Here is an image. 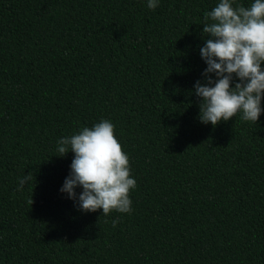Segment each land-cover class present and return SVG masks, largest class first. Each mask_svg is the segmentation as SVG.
<instances>
[{
  "label": "trees",
  "instance_id": "16d2710c",
  "mask_svg": "<svg viewBox=\"0 0 264 264\" xmlns=\"http://www.w3.org/2000/svg\"><path fill=\"white\" fill-rule=\"evenodd\" d=\"M147 3L0 0V264H264V111L203 124L193 87L219 0ZM101 120L136 180L129 213L59 191L58 140Z\"/></svg>",
  "mask_w": 264,
  "mask_h": 264
},
{
  "label": "clouds",
  "instance_id": "9594fccd",
  "mask_svg": "<svg viewBox=\"0 0 264 264\" xmlns=\"http://www.w3.org/2000/svg\"><path fill=\"white\" fill-rule=\"evenodd\" d=\"M234 0H219L205 13L202 32L207 34L200 56L207 64L204 82L196 81L195 95L200 98L199 120L216 126L242 113V119L256 123L264 109V0H254L249 7L233 6ZM158 0H148L155 9ZM234 76L238 82H234ZM58 157L71 151L74 156L61 193L73 200L78 210L95 212L102 209L107 216L113 210L131 212L130 190L136 187L131 177L129 158L123 151L109 120H101L91 128L65 136L57 143ZM28 172L18 179L17 191L33 182ZM82 188L77 194L75 189ZM32 199L30 204H32ZM118 219L113 220V227Z\"/></svg>",
  "mask_w": 264,
  "mask_h": 264
}]
</instances>
